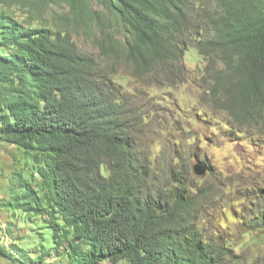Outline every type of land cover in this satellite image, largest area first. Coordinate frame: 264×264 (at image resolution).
I'll return each instance as SVG.
<instances>
[{
	"label": "trees",
	"instance_id": "obj_1",
	"mask_svg": "<svg viewBox=\"0 0 264 264\" xmlns=\"http://www.w3.org/2000/svg\"><path fill=\"white\" fill-rule=\"evenodd\" d=\"M66 1L76 26L99 21L90 0ZM98 1L123 28L108 23L94 38L106 63L60 24L66 14L51 27L34 26L0 7V141L14 147L17 168L11 198L0 203L9 214L0 230L12 238L0 242V257L14 264H245L230 237L203 223L206 208L188 192L184 167L165 180L153 173L141 148L149 112L140 93L115 80L114 65L137 77L152 68L170 75L192 30L193 46L212 60L211 96L264 120V0ZM12 216L26 230L21 237ZM244 224L264 238V206Z\"/></svg>",
	"mask_w": 264,
	"mask_h": 264
},
{
	"label": "rangeland",
	"instance_id": "obj_2",
	"mask_svg": "<svg viewBox=\"0 0 264 264\" xmlns=\"http://www.w3.org/2000/svg\"><path fill=\"white\" fill-rule=\"evenodd\" d=\"M90 2L100 19L88 26L85 23L76 26L70 20L73 18H70L66 0H0V7L19 20L32 21L34 26L51 27L59 21L58 16L66 14L69 18H62L60 24L73 31L80 48L106 63L94 38L108 30V23L116 22V29L122 33L123 28L98 0ZM200 4L198 1V6ZM98 22L103 23V27H99ZM182 37L186 49L181 62L172 63V74L152 68L148 75L137 77L130 66L122 63L114 65V78L124 90L140 93L145 101L149 112L146 123L152 125L150 135L145 137L146 144H141V148L149 152L153 173L165 180L170 178L172 169L184 167L187 187L191 186L188 192L198 197L206 208L203 223L208 225L209 231L230 237L239 259L245 264H264V238L256 240V230L244 224L264 206L261 196L264 195V120L262 117L258 120L251 110L246 111L236 102H231L230 107L211 96L212 60L203 57L193 46L196 40L192 30ZM5 50L11 52L9 46ZM174 155L180 156L185 165H180ZM198 161L207 164L205 175L194 172L193 166ZM15 162L14 147L0 141V203L11 198L9 176L17 169L11 164ZM170 183L175 185L176 181ZM8 215L0 206L3 228L9 221ZM17 221L16 216H12L14 225L11 227L14 235L21 237L26 230ZM34 225L38 224L30 222L29 227ZM46 232L47 236L51 235L49 228ZM11 240L10 235L0 230L1 243L9 245ZM54 262L55 256L45 260V263ZM0 264L14 263L0 257Z\"/></svg>",
	"mask_w": 264,
	"mask_h": 264
},
{
	"label": "water",
	"instance_id": "obj_3",
	"mask_svg": "<svg viewBox=\"0 0 264 264\" xmlns=\"http://www.w3.org/2000/svg\"><path fill=\"white\" fill-rule=\"evenodd\" d=\"M193 170L198 175H205L208 171V166L204 164L202 161H198L194 164Z\"/></svg>",
	"mask_w": 264,
	"mask_h": 264
},
{
	"label": "clouds",
	"instance_id": "obj_4",
	"mask_svg": "<svg viewBox=\"0 0 264 264\" xmlns=\"http://www.w3.org/2000/svg\"><path fill=\"white\" fill-rule=\"evenodd\" d=\"M205 164V163H204Z\"/></svg>",
	"mask_w": 264,
	"mask_h": 264
}]
</instances>
